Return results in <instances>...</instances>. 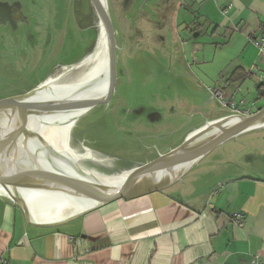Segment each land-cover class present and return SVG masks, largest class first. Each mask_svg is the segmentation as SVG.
Masks as SVG:
<instances>
[{"label":"water","instance_id":"obj_1","mask_svg":"<svg viewBox=\"0 0 264 264\" xmlns=\"http://www.w3.org/2000/svg\"><path fill=\"white\" fill-rule=\"evenodd\" d=\"M179 2L0 0V196L21 209L28 238L77 235L82 214L118 199L264 180V106L230 110L190 71ZM118 78L125 106L158 112L152 125L103 107Z\"/></svg>","mask_w":264,"mask_h":264},{"label":"crops","instance_id":"obj_2","mask_svg":"<svg viewBox=\"0 0 264 264\" xmlns=\"http://www.w3.org/2000/svg\"><path fill=\"white\" fill-rule=\"evenodd\" d=\"M181 1L186 7L178 4L174 16L181 49L188 45L191 54L200 50L196 41L183 39L179 28L184 23L194 36L204 29L209 33L206 38L222 36L233 46L238 57L232 72L248 70L255 63L262 67L249 37L264 21V0ZM196 72L204 86L212 85V77ZM229 77L225 85L234 90L227 98L236 99L240 86ZM236 213L242 215L241 227L231 219ZM0 260L5 264H264V180L226 177L182 201L162 192L118 199L82 214L77 235L51 231L32 238L27 236L21 209L0 196Z\"/></svg>","mask_w":264,"mask_h":264},{"label":"rangeland","instance_id":"obj_3","mask_svg":"<svg viewBox=\"0 0 264 264\" xmlns=\"http://www.w3.org/2000/svg\"><path fill=\"white\" fill-rule=\"evenodd\" d=\"M179 1V7L181 5H186L185 2ZM181 17H183V15H181ZM184 26L183 23L179 28L182 32L183 39L188 40L190 43L196 41L198 47H200V50L198 49V51L193 54L188 52V45H186L184 49H181V51L185 50L183 56L188 68L194 74L197 73L196 69H199L208 77H212L214 80L212 85L209 84L207 86L206 84L205 88L222 89L225 98H227V95L234 90L233 86L225 85V80L232 72L233 68L231 67L236 65L235 62L238 57L237 52H235L236 50L233 46H228L222 36H216L210 40L206 38L209 33H206L204 29H201L199 36H194L195 32L191 33L187 28L184 29ZM261 68L264 70V64H262ZM201 78L206 82L208 81L205 77L203 78L202 75ZM255 80L247 77V79L239 84L240 90L236 92V101L243 98L245 100V105L251 107L253 110H257L264 105V95H261L258 91L257 86H255V84H257Z\"/></svg>","mask_w":264,"mask_h":264},{"label":"built area","instance_id":"obj_4","mask_svg":"<svg viewBox=\"0 0 264 264\" xmlns=\"http://www.w3.org/2000/svg\"><path fill=\"white\" fill-rule=\"evenodd\" d=\"M249 40L257 47L259 58L264 63V21L260 22L257 25L256 32H252L250 34ZM248 71L251 77H255L258 83L264 85V70H262V68L258 64L256 63L253 64ZM207 90L215 97V99L218 102H220L223 106L227 107L230 110H234L241 114H246V115L254 113L251 107L245 105L244 100L236 101L233 97L225 98L222 89L208 88ZM231 219L238 226L241 227L243 225L241 214H237V213L233 214ZM0 264H5V262L3 260H0ZM244 264H250V263H244Z\"/></svg>","mask_w":264,"mask_h":264},{"label":"flooded vegetation","instance_id":"obj_5","mask_svg":"<svg viewBox=\"0 0 264 264\" xmlns=\"http://www.w3.org/2000/svg\"><path fill=\"white\" fill-rule=\"evenodd\" d=\"M22 21L25 25L28 24V21L26 19H23ZM65 66H69V65L66 64V65H62L61 67L55 68L56 70L53 72V74L59 72ZM118 73H119V70H118ZM122 82H123V80L118 78L117 83H116V87H115L114 95L111 97L110 102L107 105H104L103 107H106L107 109H109L110 112L109 111H107V112L116 114L117 116H120L123 113H125V115L129 116V119L127 118L129 124H134L136 122L137 125H139L140 122L137 121V119L142 117L143 119L146 118L147 123L152 125L153 119L156 117V114H158V112H156L155 110H151L149 108H146L145 105H141L139 103H136V104L128 103V104H131V106L130 107L125 106V103H127V101L125 99H123L122 96H119L117 93L119 88L122 85L121 84ZM99 107H101V106H99ZM131 118H134V120H131ZM116 129L118 131H120V129L123 130V127L116 128ZM130 129H134V128H132V125H131ZM154 143H156V142H153L152 148H149V149H153V147L155 146Z\"/></svg>","mask_w":264,"mask_h":264},{"label":"trees","instance_id":"obj_6","mask_svg":"<svg viewBox=\"0 0 264 264\" xmlns=\"http://www.w3.org/2000/svg\"><path fill=\"white\" fill-rule=\"evenodd\" d=\"M93 46H94V44H93ZM248 70H249V69H248ZM248 70H243V69H241V68H236V69L230 74L229 81H230L231 83H237V82H238V84H240V83H242L245 79H247V77H248V78H251V76L249 75V71H248ZM256 83H257L256 86H257L258 91H260V89L264 88V85L258 83L257 80H256ZM231 97L234 98L233 95H232ZM234 99H235V98H234ZM235 100H236V99H235ZM86 130H87V129H86ZM86 130L84 129L85 132L83 131V129H82V130H78V131H77V136L80 137V138H84L85 136L87 137V135L89 136V134L87 133Z\"/></svg>","mask_w":264,"mask_h":264}]
</instances>
